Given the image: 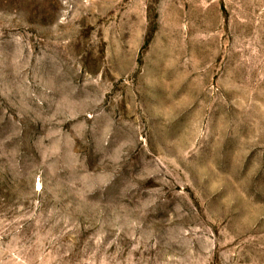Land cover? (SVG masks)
Listing matches in <instances>:
<instances>
[{
  "label": "rangeland",
  "instance_id": "1",
  "mask_svg": "<svg viewBox=\"0 0 264 264\" xmlns=\"http://www.w3.org/2000/svg\"><path fill=\"white\" fill-rule=\"evenodd\" d=\"M0 264H264V0H0Z\"/></svg>",
  "mask_w": 264,
  "mask_h": 264
}]
</instances>
